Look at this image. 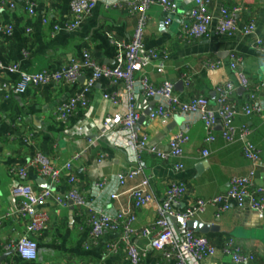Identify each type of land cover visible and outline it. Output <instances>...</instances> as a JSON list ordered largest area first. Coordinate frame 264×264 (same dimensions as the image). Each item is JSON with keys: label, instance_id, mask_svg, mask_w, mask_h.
<instances>
[{"label": "crops", "instance_id": "obj_1", "mask_svg": "<svg viewBox=\"0 0 264 264\" xmlns=\"http://www.w3.org/2000/svg\"><path fill=\"white\" fill-rule=\"evenodd\" d=\"M13 9L0 10V27L10 26L9 34L0 31V85L13 86L19 75L9 72L8 66L16 64L21 71L37 72L42 69L57 70L81 58L88 51L97 63L111 66L114 63L117 47L115 41L130 39L135 18L123 6L110 4L112 0H98L81 26L72 31L59 29L53 32V25H62L70 18L71 0H15ZM178 9L168 24H164L166 14L158 4L147 10L148 20L144 29L143 43L146 48L164 50L168 53L162 74L148 65L143 72L155 85L166 79L182 85L174 87L182 101L194 95L205 96L210 106H215V88L230 82L234 90L229 99L236 109L234 121L237 125L245 123L251 130L248 139L261 149L260 159L250 162L242 154L243 141L236 139L226 142L221 136L220 122L213 128L214 141L204 144L206 130L200 121H194L189 129V139L183 146V156L179 159L161 160L148 153L140 155L143 175L148 177V191L155 202H151L136 213V226L151 222L155 217V203L161 202L166 188L173 182H182L186 192L176 209H186L196 198L207 199L225 192L233 176L254 172V182L264 185V122L263 114L246 116L241 107L249 91L240 86V70L255 88L257 97H264V53L255 49L253 42L264 40V0H211L209 13L211 24L206 36L183 40L182 29L192 0H176ZM27 3H33L32 13L27 11ZM110 4V5H109ZM239 5L242 10L236 15L237 30L231 36L217 35L214 32L216 18L222 6ZM253 21L254 32L243 34L242 28ZM230 52L241 56L238 69L229 66ZM206 59H218L220 66L207 69L202 66ZM139 74V73H138ZM136 74V76H138ZM89 69H83L73 83H48L29 86L21 93L0 91V264H129L122 245L114 252H107L106 246L119 241V233L106 231L96 242L90 241V226L86 214L78 213L70 205L59 206L48 200L41 207L48 214L44 229L33 235L37 242V256L34 260L21 259L14 249L15 242L25 234L27 218L15 213V200L10 191L14 177L10 175L12 166L25 165L35 152L45 154L51 163L62 169L71 163L70 173L86 200L106 212L129 211L131 209L130 189L134 188L139 177L126 180L118 186L117 175L133 165V153L100 135L102 122L117 112H124L126 98L122 82L99 79L86 93L87 105L72 113L65 122L57 119V108L82 91ZM189 78L185 85L183 76ZM104 94H117L119 103H111ZM137 111L144 114L155 100L134 97ZM141 117V116H140ZM179 114L169 118L149 120L143 117L134 130L145 134L147 143L166 149L170 138L183 121L176 122ZM77 130L79 132H77ZM206 147L208 154L201 150ZM79 152L77 158L72 156ZM180 162L182 168L175 170L174 164ZM68 172L62 173L61 180L52 184L48 178L39 177L29 168L26 183L35 191L45 187L37 183L41 178L55 194L63 195L69 186L66 182ZM105 178L103 190L97 191L94 183ZM117 193L111 198V193ZM7 214V215H6ZM191 221L214 224L217 230L200 233L194 225L190 229L208 238L215 248L211 264H237L224 252L229 245L246 255L248 259L241 264H264V214L248 207L232 206L215 216V208L208 206L204 212ZM145 255L140 264H173V259H163L152 250L146 238H132Z\"/></svg>", "mask_w": 264, "mask_h": 264}, {"label": "built area", "instance_id": "obj_2", "mask_svg": "<svg viewBox=\"0 0 264 264\" xmlns=\"http://www.w3.org/2000/svg\"><path fill=\"white\" fill-rule=\"evenodd\" d=\"M15 2V0H0V10L13 9L16 5ZM97 2L98 0H71L69 20L60 26L53 25V32L59 29L72 31L79 28ZM112 3L123 6L129 15L135 18V24L128 41L114 42L117 53L111 66L97 63L88 51H84L81 58L71 60L69 64L57 70L42 69L29 73L21 71L14 64L8 66L7 70L18 73L17 82L10 87L5 84L0 85V91H12L21 94L29 86L59 82L69 84L78 80L83 69H89L90 75L87 77L82 91L60 105L56 110L57 119L65 122L68 116L75 113L77 109L87 105L85 95L99 79L104 78L114 83L122 82L126 98L124 112H117L104 120L100 135L107 140L115 141V144L117 143L133 153L131 158L133 165L119 172L116 176L118 186H122L126 180L139 177L137 185L130 189L131 209L126 212L122 210L106 212L100 208L96 209L92 202L86 200L76 182L75 175L69 172L71 169L70 162L59 169L51 163L45 154L35 152L25 165L9 168V173L15 180L10 191L12 199L15 200V213L20 217L27 218L25 234L15 242L14 249L18 256L25 261L36 258L38 246L32 236L46 227L49 218L41 207L48 200H53L59 206L71 205L78 213L86 214L92 243L96 242L106 231L118 232L119 241L108 244L106 250L107 252H114L119 245H122L129 264H140L141 258L145 255L144 250L132 242L134 237L146 238L152 250L156 251L163 259H173V264H211L210 260L215 255L214 246L206 236L194 233L189 228L188 222L204 212L208 206L215 208L216 217H219L220 213L232 206L237 208L248 207L259 214H264V185L255 184L254 172L250 170L245 175L230 178L225 192L207 199L196 198L186 209L179 211L176 206L185 194L186 187L182 182H173L166 188L162 201L155 203L154 219L146 225L138 227L136 226L137 211L156 201L147 189L149 180L143 175L140 155L146 152L161 160L181 158L183 146L189 139L190 126L194 121H200L205 127L204 144H210L214 141L213 128L219 121L221 136L226 142H233L236 139L243 141L242 154L247 160L253 163L258 161L261 149L248 139L251 133L250 128L245 123L237 125L234 121L237 111L229 99L234 90L230 82L221 83L215 88L216 103L215 106H210L208 99L201 94L194 95L188 101H182L175 92L172 82L164 79L155 85L144 73H141L145 67L153 65L156 72L162 74L168 57V53L164 50L144 46V29L148 20L147 10L151 5L158 4L166 14L164 19L166 25L178 9L176 0H112L110 4ZM210 3L211 0L191 1L182 29L183 40L190 42L208 34L211 24ZM26 7L27 11L32 13L33 3H27ZM241 10L242 7L239 5L220 7L214 32L217 35L227 36L235 33L237 30L236 15ZM10 30V26L0 27V31H5L6 34H9ZM253 32L254 24L250 20L242 28V33L248 35ZM253 46L264 53L263 39H255ZM228 56L230 68L238 69L242 60L241 56L235 52H230ZM202 66L207 69H216L220 66V61L218 59H206L202 62ZM2 67L0 63V69ZM238 80L240 86L249 91L247 99L241 107L242 113L246 116L264 115V97H257L254 92L255 88L251 86L240 70H238ZM183 81L187 85L189 78L184 75ZM137 95L144 99L155 100V105L147 115L140 113L135 108L133 100ZM103 97L115 105L119 103L117 94H104ZM177 114L182 117L183 121L178 131L170 138L166 149L148 144L146 135H139L134 130V126L142 115L152 120L155 118L169 119ZM77 132L79 131L77 130ZM201 154L206 156L208 149L204 147ZM78 155L79 152L74 154L72 158H77ZM173 166L175 170L183 167L180 162ZM29 168H32L39 177L48 178L52 184L61 180L63 171L68 172L66 176L68 190L63 195L55 194L49 188L35 191L25 181ZM106 183V179L103 178L95 182L94 186L97 191H100L103 190ZM110 197L116 198L117 193H111ZM224 252L237 264L245 263L248 259L246 255L234 250L229 245L224 248Z\"/></svg>", "mask_w": 264, "mask_h": 264}, {"label": "water", "instance_id": "obj_3", "mask_svg": "<svg viewBox=\"0 0 264 264\" xmlns=\"http://www.w3.org/2000/svg\"><path fill=\"white\" fill-rule=\"evenodd\" d=\"M182 85V81H179L177 84L174 85V87H177V85ZM152 109V106H149L145 112H144V115H147ZM144 115H142L139 120L137 121V123L143 119ZM175 121L176 122H181L182 121V118H175ZM37 183L42 186V187H45V188H52L53 186L52 185H48L46 183L45 180L41 179V178H38L37 179ZM71 206V205H70ZM73 208V206H71ZM196 226L197 227V231L200 232V233H207L208 231H212V230H217L218 229V226L214 225V224H203L201 222H197V221H189L188 222V226L189 228L193 227V226ZM3 258V256L0 257V259Z\"/></svg>", "mask_w": 264, "mask_h": 264}]
</instances>
